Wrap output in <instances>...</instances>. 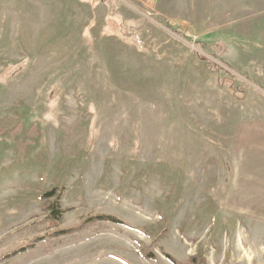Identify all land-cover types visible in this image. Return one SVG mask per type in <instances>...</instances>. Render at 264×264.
Here are the masks:
<instances>
[{
	"label": "rangeland",
	"instance_id": "374dc122",
	"mask_svg": "<svg viewBox=\"0 0 264 264\" xmlns=\"http://www.w3.org/2000/svg\"><path fill=\"white\" fill-rule=\"evenodd\" d=\"M0 264H264V0H0Z\"/></svg>",
	"mask_w": 264,
	"mask_h": 264
}]
</instances>
